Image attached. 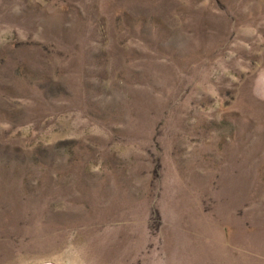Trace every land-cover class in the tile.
<instances>
[{
  "label": "rangeland",
  "instance_id": "1",
  "mask_svg": "<svg viewBox=\"0 0 264 264\" xmlns=\"http://www.w3.org/2000/svg\"><path fill=\"white\" fill-rule=\"evenodd\" d=\"M0 264H264V0H0Z\"/></svg>",
  "mask_w": 264,
  "mask_h": 264
}]
</instances>
